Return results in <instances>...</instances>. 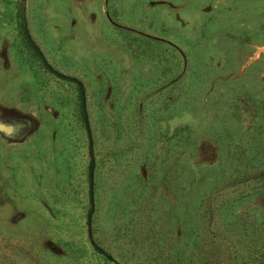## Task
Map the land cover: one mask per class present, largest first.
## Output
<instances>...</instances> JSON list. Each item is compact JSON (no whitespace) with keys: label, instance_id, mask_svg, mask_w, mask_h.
Wrapping results in <instances>:
<instances>
[{"label":"rangeland","instance_id":"rangeland-1","mask_svg":"<svg viewBox=\"0 0 264 264\" xmlns=\"http://www.w3.org/2000/svg\"><path fill=\"white\" fill-rule=\"evenodd\" d=\"M24 16L83 88L92 192L79 87L0 0V264H264V0Z\"/></svg>","mask_w":264,"mask_h":264},{"label":"water","instance_id":"water-1","mask_svg":"<svg viewBox=\"0 0 264 264\" xmlns=\"http://www.w3.org/2000/svg\"><path fill=\"white\" fill-rule=\"evenodd\" d=\"M24 9H25V0H19V20H20V26H21V30L22 33L27 41V43L31 46V48L35 51V53L38 55L39 59L41 60L42 64L53 74L68 79V80H72L74 81L78 87H79V91H80V95H81V110H82V114H83V119H84V123H85V127L88 133V146H87V154H88V158H89V178H91V173H92V169H93V153H92V145H91V138H90V134H89V130H88V124H87V117H86V111H85V105H84V97H83V88L80 84V82L75 79L74 77H71L69 75H64L58 71H56L55 69H53L52 67L49 66V64L46 62L45 58L43 57V55L41 54V52L39 51V49L37 48V46L34 44V42L32 41V39L30 38L27 29H26V25H25V16H24ZM93 210V200L90 197L89 200V207L87 210V221H89V217L90 214ZM86 235L91 243V245L94 248H97V244L91 239V235H90V228L87 226V230H86ZM106 257H108L109 259H112L108 254H106L105 252L103 253Z\"/></svg>","mask_w":264,"mask_h":264},{"label":"trees","instance_id":"trees-1","mask_svg":"<svg viewBox=\"0 0 264 264\" xmlns=\"http://www.w3.org/2000/svg\"><path fill=\"white\" fill-rule=\"evenodd\" d=\"M82 116H83V114H82ZM88 192H89V194H91V192H92V180H91V178H89V172H88ZM85 225H86V230H87V226L90 228V217H89V221H87V215H86V219H85ZM95 249H97L99 251L101 250L100 247H97Z\"/></svg>","mask_w":264,"mask_h":264}]
</instances>
